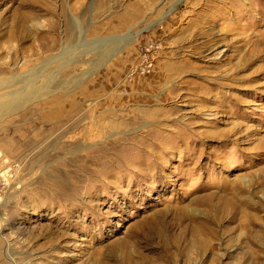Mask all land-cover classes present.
<instances>
[{
	"label": "rangeland",
	"instance_id": "1",
	"mask_svg": "<svg viewBox=\"0 0 264 264\" xmlns=\"http://www.w3.org/2000/svg\"><path fill=\"white\" fill-rule=\"evenodd\" d=\"M0 152L15 264H264V0H0Z\"/></svg>",
	"mask_w": 264,
	"mask_h": 264
},
{
	"label": "built area",
	"instance_id": "2",
	"mask_svg": "<svg viewBox=\"0 0 264 264\" xmlns=\"http://www.w3.org/2000/svg\"><path fill=\"white\" fill-rule=\"evenodd\" d=\"M155 45L146 42L141 45L136 61L130 67V75H145L154 67ZM19 164L0 153V202L5 198L18 179ZM1 210V209H0Z\"/></svg>",
	"mask_w": 264,
	"mask_h": 264
},
{
	"label": "crops",
	"instance_id": "3",
	"mask_svg": "<svg viewBox=\"0 0 264 264\" xmlns=\"http://www.w3.org/2000/svg\"><path fill=\"white\" fill-rule=\"evenodd\" d=\"M0 264H15L6 254L5 245L0 237Z\"/></svg>",
	"mask_w": 264,
	"mask_h": 264
},
{
	"label": "bare ground",
	"instance_id": "4",
	"mask_svg": "<svg viewBox=\"0 0 264 264\" xmlns=\"http://www.w3.org/2000/svg\"><path fill=\"white\" fill-rule=\"evenodd\" d=\"M72 22L74 23V25H78L77 19H74ZM76 27H77V26H76ZM38 70H39V69H38ZM36 76H37V75H36ZM27 83H28V82H27ZM0 153H1V152H0ZM14 187H15V186H14ZM16 187H17V186H16ZM8 191H9V190H8ZM2 201H3V200H2ZM2 201H1V202H2ZM1 202H0V203H1Z\"/></svg>",
	"mask_w": 264,
	"mask_h": 264
}]
</instances>
